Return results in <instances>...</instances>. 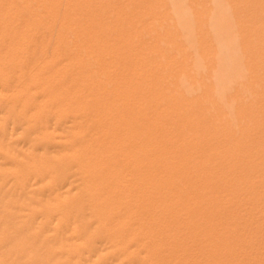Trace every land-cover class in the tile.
Returning a JSON list of instances; mask_svg holds the SVG:
<instances>
[{
  "label": "rangeland",
  "instance_id": "1",
  "mask_svg": "<svg viewBox=\"0 0 264 264\" xmlns=\"http://www.w3.org/2000/svg\"><path fill=\"white\" fill-rule=\"evenodd\" d=\"M238 217L262 242L264 0H0V264H250Z\"/></svg>",
  "mask_w": 264,
  "mask_h": 264
},
{
  "label": "bare ground",
  "instance_id": "2",
  "mask_svg": "<svg viewBox=\"0 0 264 264\" xmlns=\"http://www.w3.org/2000/svg\"><path fill=\"white\" fill-rule=\"evenodd\" d=\"M94 16V15H93ZM3 17V16H2ZM53 37V36H52ZM53 39V38H52ZM53 41V40H52ZM53 60V59H52ZM53 67V66H52ZM72 67L70 66V69H71ZM45 69V68H44ZM47 69V68H46ZM46 71V70H45ZM49 71V70H48ZM65 73V72H64ZM76 72L74 71V70H70L68 73H65V74H63V77H62V82H61V84H62V86H74V79H75V74ZM61 74V73H60ZM62 76V75H61ZM60 76V77H61ZM6 82V81H5ZM4 82V83H5ZM10 82V81H9ZM226 82V81H225ZM7 83H8V81H7ZM6 83V84H7ZM12 83V82H11ZM57 84V83H56ZM10 85V84H9ZM8 86V85H7ZM11 86V85H10ZM13 86H14V84H13ZM68 88V87H67ZM39 98V97H38ZM113 105V104H112ZM217 110H219V108L217 109ZM67 116V115H66ZM16 119V118H15ZM219 121V120H218ZM216 122V121H215ZM56 124V123H55ZM18 127V126H17ZM20 128H21V125H20ZM215 141V140H214ZM218 144V143H217ZM223 148V147H222ZM225 154V153H224ZM228 178H229V176H228ZM34 187V186H33ZM22 191V190H21ZM29 195V194H28ZM71 197V196H70ZM69 197V198H70ZM73 198V197H72ZM68 202H70V201H68ZM73 203V202H72ZM78 207V206H77ZM76 207V208H77ZM223 210V209H222ZM78 211V210H77ZM223 212V211H222ZM226 212V211H225ZM217 216V215H216ZM224 216V215H223ZM255 216V213H251L250 214V217L251 218H253ZM225 218H227L228 220H229V218L226 216V214H225V216H224ZM218 219V218H217ZM255 220L256 219H254V220H252V221H250V222H246V221H244V220H241V218L240 217H238V218H236V219H233V222H235V224H236V229H235V231H234V233L232 234V235H229L228 236V238H226V241H227V248H241V243H242V239H243V237H244V235L246 234V237H247V241H248V243L250 244V248H264V239L262 240V242H261V239H259L258 237H257V230L255 229V228H253V226H254V224L253 223H255ZM85 221V220H84ZM13 223V222H12ZM15 226V225H14ZM214 226V225H213ZM79 227V226H78ZM258 229V228H257ZM88 231V230H87ZM79 232V231H78ZM96 232V231H95ZM98 232V231H97ZM32 233V232H31ZM94 233V232H93ZM82 234V233H81ZM92 235H94V234H92ZM47 237H48V235H46ZM52 235L50 234V237H51ZM100 236V235H99ZM53 238H54V236H52ZM83 237V236H82ZM97 237V236H96ZM224 236H222L221 238H223ZM52 238V239H53ZM93 238V237H92ZM99 238V237H98ZM43 239H44V236H43ZM45 239H47V238H45ZM96 239V238H95ZM54 240V239H53ZM86 239H84V241H85ZM42 241V238L40 239H38L37 240V243H40ZM52 241V240H51ZM67 241H68V239H67ZM83 241V242H84ZM99 241V240H98ZM161 241V240H160ZM53 242V241H52ZM50 243V244H53V243ZM205 242V241H204ZM42 243V242H41ZM54 243H55V245L56 246H58V248H59V246H61V245H64L65 243H66V240H61L60 238H58V240H56V241H54ZM86 244H87V242H85ZM85 243H84V246H85ZM5 244V243H4ZM46 244H47V242H46ZM49 244V245H50ZM83 244V243H82ZM33 245V244H32ZM38 245V244H37ZM43 245V244H42ZM54 245V244H53ZM35 246V245H34ZM55 246V247H56ZM81 246H83V245H81ZM52 247V246H51ZM66 248V247H65ZM36 249V248H35ZM102 252V251H101ZM144 252V251H143ZM186 253V252H185ZM258 253L261 255V256H259V258H260V261L258 260ZM235 255H236V253H235ZM240 255H242V254H240ZM257 255V259H256V262H253L254 260H255V257L254 256H256ZM238 256V255H237ZM253 258V259H252ZM251 260H246L247 261V263H250V264H263L264 263V252L262 251V252H260V251H257V250H253L252 251V255H251V258H250ZM258 260V261H257ZM145 262V261H144ZM173 263V262H172ZM239 264H242V263H245L243 260H239V262H238Z\"/></svg>",
  "mask_w": 264,
  "mask_h": 264
}]
</instances>
